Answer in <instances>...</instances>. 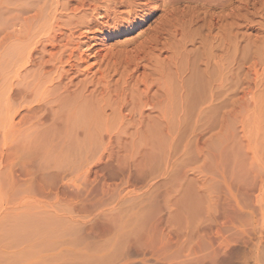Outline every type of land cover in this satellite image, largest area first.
<instances>
[{"label":"rangeland","instance_id":"1","mask_svg":"<svg viewBox=\"0 0 264 264\" xmlns=\"http://www.w3.org/2000/svg\"><path fill=\"white\" fill-rule=\"evenodd\" d=\"M33 2L0 0V26L18 29ZM194 2L182 69L223 36L219 9ZM236 5L234 78L224 72L218 103L193 107L176 64L148 63L105 72L80 98L49 91L57 102L28 103L45 108L42 120L17 124L0 84V264H264V0ZM147 27L112 36L108 49L132 48ZM147 85L171 102V119L164 104L125 118ZM8 105L27 111L19 99Z\"/></svg>","mask_w":264,"mask_h":264},{"label":"bare ground","instance_id":"2","mask_svg":"<svg viewBox=\"0 0 264 264\" xmlns=\"http://www.w3.org/2000/svg\"><path fill=\"white\" fill-rule=\"evenodd\" d=\"M194 1L196 2V0H34L35 6L32 4L33 7L30 9L26 7L31 13L23 20L19 18L18 23H14L19 26L18 29L7 31L3 25L4 28L0 29V84L5 85L4 92L8 91L5 93L7 94L5 104L9 106L6 119L15 123L16 117L20 116L17 124L32 120L39 122L42 120L39 113L45 108L29 106L28 103L33 104L32 100L37 101V106L42 105V102L47 106L57 102V97L47 101L46 95L49 91V93L62 91L61 95L79 93L85 95L89 91L88 84L93 81L95 83L96 78L106 81L105 78L112 76L111 73L116 74L119 69L121 72L122 67L133 65L137 69L143 67L146 69L149 65L153 67L155 63L157 65L161 62L165 63V66L168 63L169 67L176 64L173 67L180 85L179 91L186 94L185 100L191 99L187 100L188 104L190 102L192 106L201 108L205 104L220 102L225 88L224 72L231 70V79L234 78L239 49L237 47L240 44L237 31L239 6L236 5V0H199V4L205 9L214 6L219 9L216 15H219L217 20L221 23L219 26L223 36L220 38V44L215 46L218 47L217 52L202 54L203 51H200L202 56L194 59L191 67L188 61L186 65L188 67L182 69L183 66H177L178 62L175 61L181 49L187 51L184 31L188 21L185 17L191 8L190 3ZM262 3L260 1L259 4L263 5ZM214 14H208L211 16L208 21L209 28L213 25ZM19 16L14 17V20H18ZM144 24H148V27L134 39L135 45L132 48L123 44V48L116 52L108 49V41L112 36L132 32ZM165 53L167 55L162 58ZM143 61L147 62L146 66L143 65ZM125 70H122L123 73ZM24 71L27 72V78L21 76ZM105 72H108L109 76H105ZM82 75L87 78L76 82ZM127 80L129 77L125 83ZM206 87L210 91L206 92ZM151 89L147 85L145 92L140 94L137 100L132 101V107L125 118L132 117L137 108L139 114L143 115V108L155 109L164 104L160 115L165 120L171 119L167 113L171 102L158 101L161 89L159 88L158 94L154 95L150 94ZM204 91L208 94L210 92V96L206 97L208 94ZM167 94L170 93L167 91ZM202 94H205L204 97ZM35 96L38 97L37 100H34ZM11 99H19L27 111L22 115L19 111H12L13 108L8 105ZM15 150L17 153L18 148L15 147Z\"/></svg>","mask_w":264,"mask_h":264}]
</instances>
